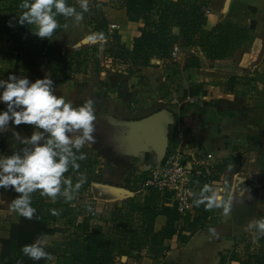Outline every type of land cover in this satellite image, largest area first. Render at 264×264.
Instances as JSON below:
<instances>
[{
    "label": "crops",
    "instance_id": "crops-1",
    "mask_svg": "<svg viewBox=\"0 0 264 264\" xmlns=\"http://www.w3.org/2000/svg\"><path fill=\"white\" fill-rule=\"evenodd\" d=\"M120 1L96 0L98 8L94 10L105 22L104 32L94 29V24L87 18L89 13L83 12L77 0L73 7L77 13L83 14V20H77L75 15L62 17L61 27L49 40L50 44L47 39H40L33 34L29 44L26 42V33L31 31V26H8L9 20L20 14L18 5L21 0H0V79H7L9 74L27 76L33 82L45 76L51 77L55 82L56 94L72 101L75 106L89 98L93 99L96 119L111 118L122 123L144 118L160 109L171 112L174 120L163 154L166 156L170 152L180 151L188 158L195 154L211 153L216 163L214 189L224 196L225 201L232 200V209L229 215H224L222 208L206 210L203 204L197 206L195 202L201 198L203 185L201 182L195 183L192 209L186 214L178 213L175 221L176 233L182 238L175 234L163 241L162 259L154 257L152 247L147 242L144 260L153 262L157 259V264H181L179 256L182 255V259L188 258L184 264H244L246 261L264 264V237L253 242V237L258 235L255 222L264 218V0H239V4L229 0L226 11L222 9L225 0H210L209 3L214 5L212 8L202 4L208 10L206 22L202 26L204 29L211 30L219 23L246 29L245 37L223 58H207L198 45L183 46L177 39L174 44L177 47L175 57L170 52L166 56L156 54L150 57L147 66L140 68L132 66L123 58H114L109 50L115 42L114 35L120 45L131 50L133 40L140 35L143 26L141 20L128 19ZM251 21L254 22L252 27ZM110 24H116L117 27L110 28ZM15 28L21 31L22 39L14 36V30L10 31ZM170 30L174 36L178 35L176 26ZM95 33H103L105 39L89 40L76 46L82 38ZM41 40L56 53L46 51L48 47H40ZM119 74H127L122 89L132 95L130 110L118 96ZM187 97H195L196 101L188 102ZM140 148L143 154L145 149ZM82 152L87 154L84 160L87 167L83 166L81 171H97L103 160L101 155L87 150ZM156 155L150 153L146 159L139 155L137 172L147 171L151 163L161 161L163 155L158 150ZM143 162L146 163L143 165ZM70 173L75 183L73 172ZM238 175L244 177L246 186H252L253 181L259 186H252L250 191L245 190L238 195L241 188ZM99 184L105 182L95 184L97 190ZM84 186L87 187L88 182L82 188ZM101 190L104 191V188ZM150 190L143 198L145 202L156 203L158 208L172 206L167 195L158 191V194H152ZM92 198L95 205L120 200L99 195ZM33 200L40 203L42 216L47 226L53 229L52 233L44 236L46 250L54 259L44 260L43 264H75L69 256L72 248L68 244L74 227H68L83 222L88 215L93 214L89 213L90 209L93 212V208L82 209L76 215L73 212L76 200L65 203L62 198H58L59 203L68 205V208H64L59 216H54L50 209L58 203H52L39 194H34ZM134 201L143 203L142 198ZM10 203L0 193V240L10 238L12 224L20 218L10 211ZM116 204L120 206V202ZM104 218L91 217L90 227L95 223L100 224L98 221ZM166 221V215H156L153 230H161ZM98 224L95 226L102 230L103 227ZM250 224L253 227L249 228ZM101 233H104L103 230ZM111 233L110 237L117 236L115 229ZM138 250L133 252L138 253ZM18 253L24 256L21 250L0 248V264L15 260Z\"/></svg>",
    "mask_w": 264,
    "mask_h": 264
},
{
    "label": "clouds",
    "instance_id": "clouds-1",
    "mask_svg": "<svg viewBox=\"0 0 264 264\" xmlns=\"http://www.w3.org/2000/svg\"><path fill=\"white\" fill-rule=\"evenodd\" d=\"M79 3L83 12L89 11L87 0H79ZM18 7L20 14L12 17L8 26H31L32 34L40 39L50 40L61 27L56 18L58 15L65 18L75 15L77 20H83V14L77 13L66 0H22ZM87 38L96 41L105 39V36L95 33ZM54 84V80L47 76L34 82L17 74L0 79V104L4 105V110L0 111V134L6 133L10 126L18 129L26 125L40 130L33 131L29 137H22L19 131H14L15 140L23 147L10 155L0 154V189L16 193L9 209L28 220L39 219L32 206L34 194L52 203L58 198L65 203L78 198L87 182L86 173L80 171L79 161L87 159L82 149L95 143L94 100L89 98L75 106L72 101L56 94ZM70 172L76 174L75 183L68 175ZM195 204H203L206 210L222 208L224 215H229L232 209V200L225 201L210 184L204 185L201 198ZM50 212L54 216L61 214V210L54 208ZM254 226L258 232L253 237L256 242L264 237V218L256 220ZM46 248L47 241L42 234L32 243L23 245L21 252L33 261H52L54 257Z\"/></svg>",
    "mask_w": 264,
    "mask_h": 264
},
{
    "label": "trees",
    "instance_id": "trees-1",
    "mask_svg": "<svg viewBox=\"0 0 264 264\" xmlns=\"http://www.w3.org/2000/svg\"><path fill=\"white\" fill-rule=\"evenodd\" d=\"M120 2L126 10L128 19L141 20L143 26L140 35L134 38L131 50H126L120 45L116 35L113 36L115 42L110 45L109 50L112 51L114 58H123L137 68L147 66L153 55L166 56L177 39H180L183 46L198 45L207 58L220 59L232 51L238 41L245 37L246 29L234 28L230 24L219 23L211 30L204 29L202 26L206 22V17L201 11L203 3L199 0H121ZM66 3L73 6L72 0H66ZM87 3L90 9L86 13H89V21L94 24V29L98 32L106 31L103 18L97 13V10H94L98 8V3L95 0H87ZM92 12L95 13L92 14ZM62 17L60 15L56 17L60 25ZM253 25L254 22L251 21L250 27ZM172 26L178 28L177 36L171 33ZM46 51L56 53L54 49L49 50V47ZM126 76L127 74H119L117 78L119 81L118 96L122 104L130 110L132 95L122 89ZM19 147H23V145L18 142L5 155H10ZM163 157H165L164 154ZM79 163H81V167H87V162L79 161ZM146 173L147 171L141 172L145 176ZM150 191L157 193L155 190ZM0 193L9 201L16 196V193L3 189H0ZM59 202L58 200L56 203L60 204ZM32 206L36 208V215L39 219L28 220L20 216L19 221L12 224L10 238L0 240V248L18 251L23 245L32 243L38 236L53 232L42 216L40 203L33 200ZM64 208H68V205L63 206V210ZM89 213L93 212L90 210ZM158 214L166 215L167 221L161 230L154 231L153 221ZM177 216L179 215L173 205L158 208L156 203L151 201L145 202L144 200L143 203H138L129 197L125 200L124 206L114 204L110 212V221L116 224L115 234L117 236L110 238L101 233L99 226L90 227L91 216L88 215L83 222L73 226L74 232L68 241L72 248L69 250V256L72 257L75 264H114L115 256H128L132 250L134 251L149 242L152 254L157 258L165 239L171 238L175 234L182 238L179 233H176ZM18 261H21L22 264H43L44 262V260L33 261L18 253L15 260L4 264H17Z\"/></svg>",
    "mask_w": 264,
    "mask_h": 264
},
{
    "label": "rangeland",
    "instance_id": "rangeland-1",
    "mask_svg": "<svg viewBox=\"0 0 264 264\" xmlns=\"http://www.w3.org/2000/svg\"><path fill=\"white\" fill-rule=\"evenodd\" d=\"M72 1L74 4L77 3V0H72ZM199 1L202 2L205 7L212 8L214 6L213 4L209 3L210 0H199ZM235 2L239 4V0H235ZM87 18L89 19V17ZM10 31H13L14 36L17 35L16 36L17 39H22L20 35L21 31L19 29L16 30L15 28V29H11ZM30 32L28 31L26 33V37H27L26 42H28L29 44L31 43L30 36L32 34V32L31 33ZM41 42L42 43L39 44L40 47L41 46L48 47L47 43L44 40H41ZM48 43L50 44L49 40ZM2 110H4V105L0 104V111ZM133 120H137V119H133ZM95 124H96L95 143L91 144L90 147L85 146L82 150L85 151L87 150L93 154L98 153L99 155H101L103 160L101 161L100 163L101 166L98 168L97 171L89 170L84 172L80 170L81 172L86 173L89 188H87L88 186L87 187L84 186V188H81L78 198L76 199L77 203L73 208V212L74 214L77 215V213H81L80 210L82 209L88 210L90 209V207H92L93 214L90 216L93 219L95 218L97 219L98 216L105 217L103 220L98 221L100 222V224L95 223L92 226H95L96 224L100 225L101 228L103 227L102 230L105 233L103 234L110 237V234H112L111 231L115 229V225H116L110 221V212L114 204L120 202L119 205L124 206L125 200L129 197L133 198L134 200L135 199L138 200L139 198L140 199L142 198L143 201L144 200L143 198H145L146 193L149 191V188H145L143 186L145 175L141 174L142 171L137 172L138 156L140 155V157H142L143 159L144 158L146 159V157L149 156L150 153H153L155 156H157L156 153L158 149L153 147L152 145H149L148 142L142 139L143 133L141 132L140 127H132V126L130 127V125L124 122L118 123L115 120H112L111 118H106V119L98 118L96 119ZM14 131H19L22 137H29L31 133L34 131V128L32 126L23 125L20 126L18 129H15L13 126H10L6 133L0 134V154L5 155L9 149H11L13 146H15L16 143H18V141H16L13 136ZM138 134H140L142 142L146 147L144 148L145 154L144 153L142 154L143 150L140 148L139 144L133 139V137H135ZM122 158H124V160H122ZM164 158L165 157H163V159ZM145 163L146 162H143L142 164L144 165ZM154 163L156 164L157 162L154 161ZM68 175H71V173H69ZM73 177L76 180L75 173H73ZM102 182H105V184H109L112 186H118L124 191L115 192V190H110L108 188H105L104 191H102L101 190L102 187L100 186H98V190H97L95 188V184ZM109 182H113V183L111 184ZM90 186H92L91 189ZM131 186H133L132 189ZM156 194H158V192ZM96 195L111 199L119 198L120 200H116V202L114 203L110 200V201H106L104 205H95L92 196H96ZM63 206H64L63 203L54 204V206L51 209L54 208L57 210H61L62 212ZM71 226L73 227L74 224L70 225V227L68 228H71ZM147 246L148 244L142 245V247L139 248L138 253H135L132 250L128 256L123 255L121 257L120 255H117V259H115L114 264H157L156 260L162 259L161 256L164 253L161 254L160 252L157 256V259L154 260L153 262H149V260L146 259L144 260V257L147 256V254L145 253V248H147ZM181 256L182 255L179 256V263L184 264L185 262L188 261V258L182 259ZM244 264H251V263L250 261H246L244 262Z\"/></svg>",
    "mask_w": 264,
    "mask_h": 264
},
{
    "label": "built area",
    "instance_id": "built-area-1",
    "mask_svg": "<svg viewBox=\"0 0 264 264\" xmlns=\"http://www.w3.org/2000/svg\"><path fill=\"white\" fill-rule=\"evenodd\" d=\"M96 1V0H95ZM201 11L208 12L205 7ZM89 17V14H88ZM116 28V24H110ZM172 57L177 54V47L172 46ZM188 102L196 101L195 97H187ZM201 182L203 187L210 184L215 187L216 163L211 153H200L186 157L180 151L170 152L157 164H151L143 182L145 188L153 189L168 196L169 201L179 214L192 209V197L195 183Z\"/></svg>",
    "mask_w": 264,
    "mask_h": 264
},
{
    "label": "water",
    "instance_id": "water-1",
    "mask_svg": "<svg viewBox=\"0 0 264 264\" xmlns=\"http://www.w3.org/2000/svg\"><path fill=\"white\" fill-rule=\"evenodd\" d=\"M229 0L224 1L223 11H226L227 5ZM89 42V39L84 37L82 38L76 46H80L81 44H85ZM173 115L166 109H160L144 118H140L133 121L124 122L132 127H140L141 132L143 133L142 139L152 145L153 147L157 148L160 152V155H163L164 151L167 148L168 143V132L170 130L171 124L173 123ZM133 139L140 144L141 147L145 148L144 143L140 137V134L133 137ZM264 178V174H262ZM238 183L241 188H239L237 194L241 195L245 190L250 191L254 186L258 187L259 184L253 181V187L246 186L244 183V177L237 176ZM264 181V180H263ZM101 187L108 188L110 190H115V192L124 191L118 186H112L109 184H99ZM252 196V194H248Z\"/></svg>",
    "mask_w": 264,
    "mask_h": 264
},
{
    "label": "flooded vegetation",
    "instance_id": "flooded-vegetation-1",
    "mask_svg": "<svg viewBox=\"0 0 264 264\" xmlns=\"http://www.w3.org/2000/svg\"><path fill=\"white\" fill-rule=\"evenodd\" d=\"M139 146H140V144H139ZM141 147V146H140Z\"/></svg>",
    "mask_w": 264,
    "mask_h": 264
}]
</instances>
